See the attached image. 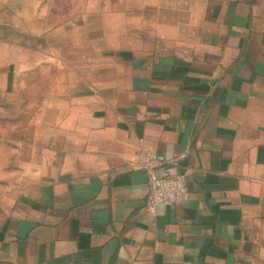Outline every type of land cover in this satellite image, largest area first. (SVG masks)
Instances as JSON below:
<instances>
[{
	"label": "crops",
	"instance_id": "0c3cea01",
	"mask_svg": "<svg viewBox=\"0 0 264 264\" xmlns=\"http://www.w3.org/2000/svg\"><path fill=\"white\" fill-rule=\"evenodd\" d=\"M56 4L0 0L3 121L34 90L0 261L264 264V0ZM143 146L187 188L153 213Z\"/></svg>",
	"mask_w": 264,
	"mask_h": 264
},
{
	"label": "rangeland",
	"instance_id": "374dc122",
	"mask_svg": "<svg viewBox=\"0 0 264 264\" xmlns=\"http://www.w3.org/2000/svg\"><path fill=\"white\" fill-rule=\"evenodd\" d=\"M57 3V9L65 12L67 7L74 6L75 9H82L84 0H43V11L48 13L52 3ZM49 23V22H48ZM31 53V52H30ZM31 55V54H30ZM13 57H17L12 55ZM17 91V90H16ZM34 90L27 93L28 100L24 104L25 117H13L3 121L0 117V225L5 216L7 207L11 205L18 194V188L23 186L24 176L20 173L24 172L25 167L19 165L16 160L18 159L19 148L17 146L19 138V127H30L33 124L34 113ZM31 94V95H29ZM19 93L15 92L16 98ZM23 124V125H22ZM29 168V165H27ZM27 169V168H26ZM264 241V236L261 237ZM0 264H4L0 261Z\"/></svg>",
	"mask_w": 264,
	"mask_h": 264
},
{
	"label": "built area",
	"instance_id": "2783aa9c",
	"mask_svg": "<svg viewBox=\"0 0 264 264\" xmlns=\"http://www.w3.org/2000/svg\"><path fill=\"white\" fill-rule=\"evenodd\" d=\"M158 162L156 151L143 146L138 152V165L148 171L149 192L146 200L147 209L153 213L159 205H173L186 193L184 176L180 173L164 172L156 174L153 169Z\"/></svg>",
	"mask_w": 264,
	"mask_h": 264
}]
</instances>
